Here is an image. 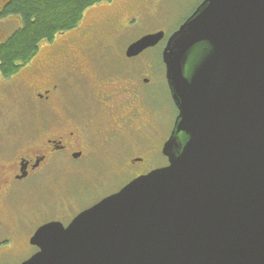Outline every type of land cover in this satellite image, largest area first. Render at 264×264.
Here are the masks:
<instances>
[{
	"label": "water",
	"instance_id": "95a60500",
	"mask_svg": "<svg viewBox=\"0 0 264 264\" xmlns=\"http://www.w3.org/2000/svg\"><path fill=\"white\" fill-rule=\"evenodd\" d=\"M161 58L177 109L167 164L38 227L20 264H264V0H203Z\"/></svg>",
	"mask_w": 264,
	"mask_h": 264
},
{
	"label": "flooded vegetation",
	"instance_id": "af4514ba",
	"mask_svg": "<svg viewBox=\"0 0 264 264\" xmlns=\"http://www.w3.org/2000/svg\"><path fill=\"white\" fill-rule=\"evenodd\" d=\"M5 2L6 0L0 3V23L4 18L1 15ZM145 2L148 5L153 0H125L121 5H116L112 0L105 2L108 3L107 6L93 13L86 22L82 23L81 20L75 28L61 33L69 34L62 41L51 43V50L45 57L48 61H40L34 66L32 77L27 75L31 79L29 86L22 80L25 74L15 77L24 67L11 76H3L0 73V90L26 86L36 101L33 113L38 121L33 130L34 138H31L32 141L30 140L28 145L14 149L10 156L0 154V264H7L9 257L22 256L17 263L20 264L38 251V247L31 244L30 238L41 225L50 221L67 225L80 211L117 192L132 179L152 170L153 168L147 167V161L157 150L165 159L161 166L167 164L162 147L170 136L173 124L163 136L162 131H157L153 126L157 109L147 101L146 93L149 97L154 73L149 69L145 70L146 63L140 71H131L124 67L119 71H106L103 70L105 63L95 64L94 58L88 59L89 52L96 51V48L104 51L110 49L121 27L130 26L134 22L136 9ZM163 29L154 28L135 39L162 31L163 36L155 45L129 57L125 50L132 40L122 52V57L135 60L155 48L161 53L169 35L175 31L174 29L167 33ZM3 40L5 38H0V43ZM58 54L62 57L61 60L58 59ZM43 63L45 66H52L46 78L41 76ZM162 65L169 91L163 62ZM60 74H71L73 78L69 80L70 89L65 93V102L62 105V102L57 101L58 105H55L51 100L55 99L58 89L56 79ZM96 148L101 151L106 148L110 159L122 164L120 171L123 176L120 181L118 178L115 186L108 189L103 196L78 210L65 222L57 218H46L32 227H26L25 219L29 218L28 213L23 211V216H20L19 212L15 211V204L17 206L20 196L23 193H31L32 188L24 189L25 186L37 185L43 172L50 175L60 167L67 172L74 164L92 161V150Z\"/></svg>",
	"mask_w": 264,
	"mask_h": 264
},
{
	"label": "rangeland",
	"instance_id": "374dc122",
	"mask_svg": "<svg viewBox=\"0 0 264 264\" xmlns=\"http://www.w3.org/2000/svg\"><path fill=\"white\" fill-rule=\"evenodd\" d=\"M3 1L0 0V3ZM112 1L116 5H121L125 0ZM200 1L153 0L148 5L145 2L136 9L134 22L130 26L121 27L110 49L104 51L96 48V51L89 52L88 59L94 58L96 60L95 64L105 63L103 64L105 66L103 70L106 71H119L122 67L131 71H140L146 63L145 70L149 69L150 72L154 73V83L151 85L149 97L146 93V99L157 109L153 126L157 131H162L161 136L168 132L167 130L172 126L176 114L163 76L164 68L161 62L162 58H160L161 53L158 48L151 49L135 60H126L121 54L130 41H134L149 30L160 27L164 28L163 30L167 33L173 31ZM107 4L103 2L87 9L82 23L86 22L93 13L106 7ZM19 24L20 20L17 15H7L2 18L0 38L4 39L9 36ZM67 34L69 33L58 34L51 42L42 41L29 64L22 68L15 77H22L25 74L22 80L27 84L31 82L27 75L30 74L32 77L34 66H37L40 61H48L45 57L48 51L51 50V47H49L51 43L62 41ZM57 57H59V54ZM58 59L61 60L62 57ZM43 66L44 70L41 71V76L46 78L49 75V69L52 70V66H45L44 63ZM140 77L142 76L140 75ZM72 78L73 75L71 74H60L56 79L58 89L55 99L52 98L51 100L53 104L58 105L57 101H60L63 105L65 98H67L65 93H68L70 89L68 86L69 80ZM26 86H29V84ZM26 86L21 85L16 89L10 87L0 90V154L10 156L14 149L24 148L30 140L32 141L31 138H34L33 130L35 123L38 122L33 113L36 101L26 89ZM80 106L84 109L81 103ZM105 149L103 148L102 151L97 148L92 150V161L74 164L67 172L61 167L50 175L43 172L37 185L23 187L24 189L31 187L32 190L30 194L23 193L20 196L17 206L15 204V211L19 212L20 216H23V211L28 213L29 218L25 219L26 227H32L46 218H57L65 222L78 210L89 206L103 196L108 189L115 186L123 176L120 171L122 164L112 161L107 153L108 150ZM164 162L165 159L157 150V153H154L150 160L148 159L147 167H159ZM21 258L22 256L9 257L7 264H17Z\"/></svg>",
	"mask_w": 264,
	"mask_h": 264
},
{
	"label": "trees",
	"instance_id": "16d2710c",
	"mask_svg": "<svg viewBox=\"0 0 264 264\" xmlns=\"http://www.w3.org/2000/svg\"><path fill=\"white\" fill-rule=\"evenodd\" d=\"M111 0H6L1 16L17 15L19 26L0 43V73L11 76L29 64L42 41L80 24L86 10Z\"/></svg>",
	"mask_w": 264,
	"mask_h": 264
}]
</instances>
